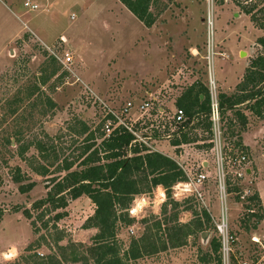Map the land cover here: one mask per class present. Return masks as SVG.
Wrapping results in <instances>:
<instances>
[{
    "label": "rangeland",
    "instance_id": "obj_1",
    "mask_svg": "<svg viewBox=\"0 0 264 264\" xmlns=\"http://www.w3.org/2000/svg\"><path fill=\"white\" fill-rule=\"evenodd\" d=\"M25 2L35 5L36 10L24 8ZM252 4L253 1L246 4L217 2L212 9V30L208 32L203 0H151L149 10L155 21L150 28L144 27L119 0H0V264H23L19 257L33 252L38 257L51 254L68 260L69 252H75L90 258L88 252L93 246L91 238L95 229L82 228L93 211L87 198L69 200L63 211L65 217L57 222L52 218L53 212L44 213L40 221H35V234L31 232L30 221L21 213L29 211L33 220L39 210H33L31 204L45 198L51 187L50 179L63 175L55 173L56 164L63 158L76 159L77 147L84 136L71 129L78 131L77 123L81 122L94 130L107 108L116 111L126 102L133 106L129 112L132 115L134 108L148 98V92L157 98L156 104L169 113L163 117L167 120L175 108V99L186 87L194 81L208 86L207 40L212 43L214 53L211 64L217 82L216 93L222 91L218 86L222 89L233 86L244 63L247 65L259 53L264 55L254 46L262 32L251 24L241 7ZM19 29L23 30L19 38L7 45V36ZM30 30L51 52L59 55L61 50L69 51L72 57L69 71L56 62L54 75L43 85L39 83L40 76L50 70L43 69L49 52ZM60 36L65 42L58 41ZM47 98L52 102L51 107ZM14 108L16 113L9 114ZM244 113L250 133L243 139L251 147L245 154L254 179L264 171V121L248 111ZM14 132L20 133L22 144L40 141L52 146L58 162L51 158L43 162L32 147L24 154V161L18 158L12 138ZM142 132L152 135L149 128L136 134L142 138ZM254 133L256 137L252 140ZM161 141L147 143L152 146ZM200 151L203 154L206 150H187V163L195 167L203 158ZM32 159L49 166L46 177L31 172ZM77 163L78 160L74 161L72 170L78 168ZM16 167L24 176L23 186L34 184L27 193H21L18 185L11 181ZM203 190V205L218 221L220 206L210 179ZM170 192L179 207L167 206L164 214L160 213L165 201L163 191L154 190L132 203L129 216L134 223L117 230L120 253L129 248L131 240L141 238L150 252L127 264H201L200 251L206 249L214 233L212 223L206 224L208 231H204L210 233L209 236L201 238V233H197L180 239L182 233L177 225L193 220L191 212L198 213L202 208L185 197L177 186ZM224 207L230 231L236 238L231 245L230 264L236 260H245L248 264L261 260L258 264H263L264 244L252 241V229L241 225L245 212L239 211V205L231 196ZM174 213H177L175 220ZM164 218L170 221L159 230L154 228V222ZM44 222L46 228L41 227ZM56 236L60 240L54 244ZM38 237L43 239L39 248L26 253L25 247ZM169 238L182 243L172 246L174 242ZM62 264L79 262L63 261Z\"/></svg>",
    "mask_w": 264,
    "mask_h": 264
},
{
    "label": "trees",
    "instance_id": "obj_2",
    "mask_svg": "<svg viewBox=\"0 0 264 264\" xmlns=\"http://www.w3.org/2000/svg\"><path fill=\"white\" fill-rule=\"evenodd\" d=\"M251 1H253L252 5L241 7H243L244 14L249 16L251 24L262 32V35L255 40L254 46L260 48L264 53V0ZM119 2L144 27L150 28L153 25L155 16L149 10L151 0H119ZM42 53L46 52L42 51ZM46 57V68L43 69L50 68V70L38 79L42 85L56 71L54 65L56 62L49 55ZM44 70L42 71L44 72ZM33 88L37 89L35 86ZM30 95L31 93L28 94V96ZM47 103L50 107L52 106V102L48 98ZM217 104L224 143L231 147L232 151L238 150L246 153V149L240 142V134L247 121L242 111H248L264 121V55L262 53L249 60L231 93H217ZM174 106L183 112L184 121L172 133L168 141L169 145L178 149L181 145L205 141L210 129L207 87L200 81H194L179 94L174 101ZM15 113V108L9 112L11 115ZM77 124L79 130L71 129V131L84 137L77 147L76 159L63 158L56 164L55 173H63V175L57 179H50L48 182H51V187L47 190L45 198L31 204L33 210H39L33 220L30 219L29 211L23 210L21 213L25 219L30 221L31 232L35 234L37 232L35 221H40L44 213L53 212L52 218L54 222H57L65 217L63 211L69 200H76L82 196L87 198L93 205V211L91 216L85 220L82 228L95 229V234L91 238L92 249L87 251L90 258L75 252H69L68 260L63 256L60 259L51 254L38 257L33 252V254L19 257L23 264H62L63 261L79 262V264H127L129 261L140 258L142 254L150 252L146 250L143 238H141V240H131L129 248L120 253V245L116 238L117 230L121 227L127 228L134 223L135 220L129 216V210L134 200L149 196L155 187L160 186L165 198L161 204L160 213L164 214L167 206L170 209L179 207V203L172 199L170 190L177 183L183 182L185 177L174 161L158 152H146L145 146L138 142L132 143L134 136L123 127H117L105 136L101 131L102 120L94 130H89L81 122ZM147 125L134 126L133 129L140 132ZM145 134L148 133L142 132V138L149 141L150 135L146 136ZM152 137L155 138L156 135L152 134ZM12 138L16 147V156L21 160L24 161V154L32 147L36 151L37 158L43 162L50 158L53 162H58L54 149L47 143L34 141L22 144L20 143V133L15 132L12 134ZM6 143L9 144V140H6ZM195 147L207 150L210 145L203 144ZM175 151L177 152V150ZM76 160H78L76 165L78 168L72 170ZM29 167L33 174L40 177H46L49 173V166L38 164L36 159H32ZM11 181L18 185L21 193H27L34 185L30 182L23 186L24 176L18 167L14 168ZM228 191L234 192L237 191V188L231 185ZM248 200L249 204L245 206V209L253 210V212L245 213L241 225L245 229L254 230L262 220L263 213L255 192ZM191 213L193 220L177 225L178 231L182 233L180 238L182 240L189 235L203 233L207 230L206 224L210 223L209 216L204 210ZM176 216L177 213L172 214L173 220L176 219ZM169 221L170 219L165 220V218L162 221L157 220L153 224L154 228L159 230L162 224ZM203 222L205 225L202 224ZM41 227L46 228V222ZM166 229L168 230V228ZM41 240H43L42 237H38L34 242L28 244L25 247V252L30 253L31 250L39 248ZM59 240L60 237L56 236L53 243L56 244ZM169 240L174 242L171 244L172 246L182 243L179 239L169 238ZM219 248L218 239L213 233V236L207 241L206 249L200 251L199 262L201 264L210 262L221 264Z\"/></svg>",
    "mask_w": 264,
    "mask_h": 264
},
{
    "label": "built area",
    "instance_id": "obj_3",
    "mask_svg": "<svg viewBox=\"0 0 264 264\" xmlns=\"http://www.w3.org/2000/svg\"><path fill=\"white\" fill-rule=\"evenodd\" d=\"M206 7L205 23L206 28L209 32L212 30V9L214 4L217 2L221 3H243L246 4L251 2V0H203ZM24 8L30 10H36L35 5H29L27 2L23 4ZM210 34V33H209ZM63 42V40H59ZM207 55L205 59L207 61V71H208V94H209V114L208 121L210 123V129L208 138L205 141H197L195 144L181 145L179 147H193L197 145L209 144L210 148L203 152L208 154L204 161L208 162V165L202 166V161L198 162L194 167L188 164L186 161L182 163L177 162L175 159L170 158L162 153V155L171 159L176 163L179 169L183 172L185 180L183 182L177 183V186L182 194H185V197H190L195 203H199L202 210H204L212 223L213 232L216 238L218 239L220 248V259L221 264H230V256L232 254L231 245L236 241V238L230 231L229 224L227 222L224 203L228 197H232L235 204L239 205L240 212L244 211L245 213H251L253 210L245 209V206L249 204V198L253 195V177L252 171L248 167V159L245 153L238 152L236 150L232 151L231 147L227 146L224 143L223 137L221 135L222 123L219 116L218 104H217V93L215 84L212 80L210 69L211 67V56L212 43H209L207 40ZM41 46L49 52V56L53 58L55 62L58 63L65 71H69L68 66L71 64L72 57L69 55V51L66 49L61 50L59 55L51 52V49L48 46H45L43 43H40ZM221 55V54H220ZM154 96L149 95L145 101H142L134 108V112L130 115V110L132 105L130 102H126L124 105L120 106L116 111L107 108L102 115V125L101 131L105 136H107L111 131L117 127H123L126 131L130 132L134 136V142H138L145 146L147 149L146 152H157L153 148V145L147 143L146 140L140 138L136 133L139 132L134 130V126L141 127L145 124H148L145 128H149L151 134H155L156 137L149 136V141H158L165 140L169 141L172 136V133L177 126L181 125L184 121L183 112L174 108L173 112L167 120H164L163 117L169 114L166 112L164 107L156 104ZM137 115L134 118L133 115ZM172 147V146H171ZM175 149V147H173ZM159 153V152H158ZM212 181V184L215 188V194L219 201V219L215 221L210 213L203 205L204 190L203 187L206 182ZM234 185L237 188V191H228V188ZM134 210V209H132ZM130 212V210H129ZM252 241L253 238H251ZM256 243H259L258 240ZM264 258V256H263ZM262 259V258H261ZM237 261V260H236ZM235 264H248L245 260H239ZM261 260H259L260 262ZM258 262V263H259ZM257 263V264H258ZM264 264V262H263Z\"/></svg>",
    "mask_w": 264,
    "mask_h": 264
},
{
    "label": "crops",
    "instance_id": "obj_4",
    "mask_svg": "<svg viewBox=\"0 0 264 264\" xmlns=\"http://www.w3.org/2000/svg\"><path fill=\"white\" fill-rule=\"evenodd\" d=\"M234 16H238V14H233ZM22 29H19V30H15L13 33H10L8 36H7V45L8 44H10L11 42H13L15 39H17V38H19V35L22 33ZM31 31V30H30ZM31 33H32V35L36 38V40H38L40 43H42L41 41H40V39L38 38V36L36 35V33H34L33 31H31ZM59 40H63V42H65V39L62 37V36H60V39ZM58 40V41H59ZM60 42V41H59ZM192 50H194V51H196L195 49H192ZM192 50H190V55H193V53H192ZM9 53H11V51H9ZM192 53V54H191ZM225 57H227L226 55H224ZM246 67V64L244 63V67H243V70H244V68ZM243 70H242V72H241V74L239 75V77L237 78V81H236V83L240 80V78H241V75H242V73H243ZM210 74H211V77H212V80H213V82H214V84H215V86H216V84H217V82H216V80H215V78H214V75H213V70H212V64H211V67H210ZM235 83V84H236ZM234 84V85H235ZM234 85L233 86H231V87H228V88H220V86H218V88L219 89H221L222 91L221 92H223V93H225V94H228V93H231L232 91H233V88H234ZM153 95L152 93H150V92H148L147 93V95L149 96V95ZM242 112H245V111H242ZM244 115H246L245 113H244ZM247 120H248V118H247ZM257 132H259V130H257ZM250 133V130H248V126H247V124H246V126H245V128H244V130L241 132V134H240V142H241V145L246 149V151H247V149H248V147L249 148H251L250 147V144L249 143H247L244 139H243V136L244 135H247V134H249ZM255 133H254V135H252V140H254L255 139ZM251 141V140H250ZM198 146V145H197ZM153 148L154 149H156L157 150V152H159V153H162V154H164V155H166V156H168V157H170V158H173V159H175L177 162H179V163H182L183 161H186L187 159H186V153H188L187 152V150H199L197 147H195V146H193V147H179L178 149H173V147H171L170 145H169V142L168 141H165V140H162L161 142H159V144L158 145H153ZM175 150H177V152L175 151ZM201 150V149H200ZM199 155H200V157H203V158H200V161H202V166H204V165H208V162H206V161H204V160H206V159H208V158H206V157H204L203 156V154L201 153V151H200V153H199ZM263 155H264V153H263ZM199 161V162H200ZM187 162V161H186ZM189 164V163H188ZM253 190H254V192L257 194V196H258V199H259V202H260V206H261V208H262V213H263V218H262V220L259 222V224L256 226V229H254V230H252V232H253V239H255V238H257L258 239V242H259V244L261 245V242L264 244V171L263 172H261V173H259L255 178H254V180H253ZM154 190H159V191H163V189L160 187V186H157V187H155V189ZM153 190V191H154ZM152 191V192H153ZM230 226V225H229ZM255 241V240H254ZM264 256V255H263ZM239 260H237L236 261V263L238 262Z\"/></svg>",
    "mask_w": 264,
    "mask_h": 264
},
{
    "label": "water",
    "instance_id": "obj_5",
    "mask_svg": "<svg viewBox=\"0 0 264 264\" xmlns=\"http://www.w3.org/2000/svg\"><path fill=\"white\" fill-rule=\"evenodd\" d=\"M240 55H242V53H240ZM209 235H210V233L203 232L200 234V237L203 238L204 236H209Z\"/></svg>",
    "mask_w": 264,
    "mask_h": 264
},
{
    "label": "bare ground",
    "instance_id": "obj_6",
    "mask_svg": "<svg viewBox=\"0 0 264 264\" xmlns=\"http://www.w3.org/2000/svg\"><path fill=\"white\" fill-rule=\"evenodd\" d=\"M253 240H255V239H253ZM255 241H257V240H255Z\"/></svg>",
    "mask_w": 264,
    "mask_h": 264
}]
</instances>
